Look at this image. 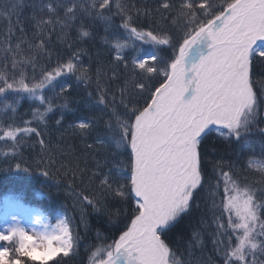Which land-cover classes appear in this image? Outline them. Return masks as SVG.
I'll return each instance as SVG.
<instances>
[{"label":"snow or ice","instance_id":"1","mask_svg":"<svg viewBox=\"0 0 264 264\" xmlns=\"http://www.w3.org/2000/svg\"><path fill=\"white\" fill-rule=\"evenodd\" d=\"M24 6L15 0L11 10ZM32 8L30 39L14 42L25 26L19 16L15 25L5 16L0 102L10 115L0 123V141L11 142L4 155L14 159L5 170L30 172L34 164L45 177L59 182L62 176L71 214L49 225L20 197L5 196L0 264H26L22 258L62 264L93 214L123 228L92 253L90 264H264V142L258 155L238 164L253 133L264 135V0H156L154 8L135 0H47ZM100 26L104 59L83 46ZM132 40L153 51L129 57ZM81 86L98 116L76 115L72 101ZM25 97L37 102L30 119L17 112ZM101 127L85 145L91 168L87 157L83 168L79 161L55 168L54 133L70 129L87 139ZM22 147H38L33 164L17 159ZM248 172L261 179L250 183ZM209 195L212 254L203 251L201 217L186 241L187 259H179L170 233ZM21 217L42 230L24 226Z\"/></svg>","mask_w":264,"mask_h":264},{"label":"trees","instance_id":"2","mask_svg":"<svg viewBox=\"0 0 264 264\" xmlns=\"http://www.w3.org/2000/svg\"><path fill=\"white\" fill-rule=\"evenodd\" d=\"M15 0H0V49L4 47L3 37L9 28V20L5 18L6 15L11 16V24L15 25L17 16H19L20 21L25 26V33L22 34L19 31L15 32L13 40L19 39L22 35H26L27 38H31L33 33L32 21L29 17L32 15L33 3H42L47 2V0H24V8L22 10H17L13 12L11 10V5ZM135 2L144 4L146 3L149 7L156 6V0H135ZM115 23H119V18H114ZM103 26H100L97 29V35L94 40L89 41L87 44L83 45L91 50L92 54L95 55V52L99 50L102 53V59L107 56V46L100 42L99 37L103 35ZM120 38L126 39V34L122 31L119 33ZM130 46L126 50V54L129 57L143 55L146 52L153 51V49L148 45H141L138 41H130ZM161 55L168 56L169 52L164 51L160 53ZM4 55L3 51L0 50V57ZM86 59V58H85ZM37 102L30 101L27 98L21 100L20 105L17 109L18 114L23 116V119H30V106L35 107ZM91 102L88 101L86 94L82 90L77 96L74 97L72 101V106L77 109L76 115L81 118H89L91 116H98L100 114V109L95 105H89ZM10 115L9 110L4 109V105L0 102V123H7V117ZM52 117V114H49ZM54 118L50 119V125L53 124ZM72 116L69 115V121L72 120ZM259 124L261 127H264V116L261 117ZM102 134V127L98 130H94L93 133L87 138L82 139L78 135H74L72 130L68 129L67 131H61L54 133L52 136V153L55 155L57 163L55 168L60 167V162L68 164L70 167H75L77 161L81 168L85 167V157L88 159V167H92L91 154L85 145L87 143H93L97 134ZM216 135L215 133L213 134ZM34 139V138H33ZM251 147L244 148L243 154L238 160V164L243 167L247 155L251 152H256L259 154V143L264 142V135L260 133H253L250 137ZM215 143V146L221 150L225 149V145L221 142H214L209 140V144L212 145ZM58 145V147H56ZM11 142L0 141V196L4 194H11L20 197L23 201L31 202L32 204L39 205L41 209L52 218L57 216L71 214V204L72 200L66 195L67 183L64 178L61 176L59 182L56 179H51L45 177L41 174V171L35 169L33 161L37 158L38 147L36 150H33L29 147H22L21 151L23 152V157L17 159H24L28 161L29 164H33V171L24 172L17 171L14 168L12 170H5L7 165L13 164L14 159L10 155L5 156V152L10 153ZM238 148V145H232V158H235V150ZM70 153L69 155L61 156L60 153ZM215 155V154H211ZM55 168L52 169L55 173ZM210 173V169L208 170ZM70 178V177H69ZM247 178L250 183L257 182L261 179L258 173L248 172ZM262 185L257 184V187ZM211 206V197L210 195L207 198H202L201 207L195 209L191 218L184 219L179 222L175 228L170 233V239L172 241L173 247L176 249L177 258L187 259L185 252L186 241L188 240L192 227L200 228L199 224L200 218L203 217L207 221V227L203 228L205 247L203 249L205 255L212 254V244L211 237L208 233L212 232L215 228L212 223V214L208 211V208ZM67 210V211H66ZM90 219V228L87 232L81 230L80 236L76 249L72 255L67 258H62V264H90V257L92 256L93 251L100 247L102 244L111 243L112 240L118 239L120 230L123 228L121 224L119 227H112L108 224V221L103 216H98L93 214L89 217ZM130 223V221H129ZM181 237V239H177ZM196 255H200V250H196ZM26 264H32V262L27 261Z\"/></svg>","mask_w":264,"mask_h":264},{"label":"rangeland","instance_id":"3","mask_svg":"<svg viewBox=\"0 0 264 264\" xmlns=\"http://www.w3.org/2000/svg\"><path fill=\"white\" fill-rule=\"evenodd\" d=\"M26 206L28 208H31L33 210H36V214L40 215L41 220H42V223H47L49 225H54L56 223L57 219L59 217L63 216V215L60 214L56 218H52V217L46 215L45 213H43V211L41 210V208L32 207L31 205H26ZM21 221H23V220H21ZM2 227H4V225H3L2 222H0V228H2ZM30 228H32V226ZM34 228H36L37 230H42V224H35ZM96 250H97V248L93 252H95Z\"/></svg>","mask_w":264,"mask_h":264},{"label":"bare ground","instance_id":"4","mask_svg":"<svg viewBox=\"0 0 264 264\" xmlns=\"http://www.w3.org/2000/svg\"><path fill=\"white\" fill-rule=\"evenodd\" d=\"M21 219L23 220V221H21V223L24 226L29 227V228L32 226V228H34L35 223L33 221H29V220L25 219L24 217H21Z\"/></svg>","mask_w":264,"mask_h":264}]
</instances>
